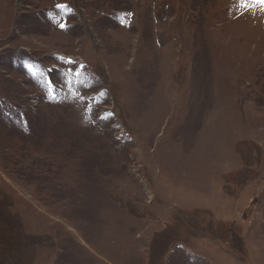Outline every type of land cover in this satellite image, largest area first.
Masks as SVG:
<instances>
[{"label":"rangeland","instance_id":"obj_1","mask_svg":"<svg viewBox=\"0 0 264 264\" xmlns=\"http://www.w3.org/2000/svg\"><path fill=\"white\" fill-rule=\"evenodd\" d=\"M0 264H264V7L0 0Z\"/></svg>","mask_w":264,"mask_h":264},{"label":"snow or ice","instance_id":"obj_2","mask_svg":"<svg viewBox=\"0 0 264 264\" xmlns=\"http://www.w3.org/2000/svg\"><path fill=\"white\" fill-rule=\"evenodd\" d=\"M252 3H255V4H259L261 5L262 7H264V0H251ZM241 3L245 4V5H249L250 3V0H241ZM58 7H67L66 5H58ZM62 27H66L65 24H62L61 25ZM70 63H72V61H69Z\"/></svg>","mask_w":264,"mask_h":264}]
</instances>
